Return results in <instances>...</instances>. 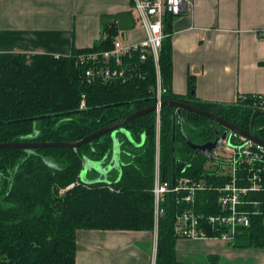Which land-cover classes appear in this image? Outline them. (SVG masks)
<instances>
[{
	"label": "trees",
	"instance_id": "obj_1",
	"mask_svg": "<svg viewBox=\"0 0 264 264\" xmlns=\"http://www.w3.org/2000/svg\"><path fill=\"white\" fill-rule=\"evenodd\" d=\"M173 16H164L165 37L158 56L165 88L162 101L178 100L203 110L222 106L216 115L242 130H251L256 94L238 96L236 102L225 105L206 102L194 97L193 78L188 79L187 94L172 92L168 28ZM103 33L90 47H72L67 55L0 53V143L79 141L155 104L156 70L151 55L144 62L138 61V54L133 56L137 74L128 72L124 81H86V66L77 65L76 57L90 50L111 49L118 29L114 24L104 26ZM173 115L175 109L164 106L158 126L156 112L149 111L118 128L120 170L111 171L107 180L97 179L93 172L83 180L80 172L85 159L106 164L113 147L111 132L76 148H0V264H75L81 230H153L155 154L158 150L161 172L169 179ZM181 121L174 128V175L209 178L210 172L204 169L208 159L189 148L184 136L204 143L214 138L212 126L217 124L185 110ZM252 131L264 141V114L256 116ZM214 195L198 191L196 209L217 211L216 206L209 209L207 202ZM249 198L259 201L260 213L251 215L250 224L236 232L231 245L264 248V191L251 193ZM161 206L164 213L158 222L155 264H182L176 256L173 223L187 205L169 192Z\"/></svg>",
	"mask_w": 264,
	"mask_h": 264
},
{
	"label": "crops",
	"instance_id": "obj_2",
	"mask_svg": "<svg viewBox=\"0 0 264 264\" xmlns=\"http://www.w3.org/2000/svg\"><path fill=\"white\" fill-rule=\"evenodd\" d=\"M123 11L132 14L131 0H0V53L67 55L72 47H90L105 35L102 15ZM133 21L134 27L126 31L114 23L116 39L135 43L144 38ZM261 28L264 0H191L168 28L172 92L187 94L188 79L193 78L194 97L206 102L225 105L238 96L264 95V38L257 34ZM114 138L106 164L83 161V180L92 172L107 180L111 171L120 170V144ZM155 234L81 230L75 264H155ZM175 250L182 264H264V248L233 247L219 238L176 237Z\"/></svg>",
	"mask_w": 264,
	"mask_h": 264
},
{
	"label": "built area",
	"instance_id": "obj_3",
	"mask_svg": "<svg viewBox=\"0 0 264 264\" xmlns=\"http://www.w3.org/2000/svg\"><path fill=\"white\" fill-rule=\"evenodd\" d=\"M190 4L191 0H131L133 18L143 29L144 38L135 43H123L115 39L111 49L90 50L77 55V65L86 66L84 70L86 81L88 83L96 80L124 81L128 72L137 74L133 56L138 54V61L144 62L147 56L151 55L156 70L155 112L158 126L159 105L162 102L161 95L165 91L158 67L159 50L165 37L164 16L167 13L178 15ZM257 34L264 38V28L257 30ZM253 98L254 109L264 110V95L256 94ZM80 106H84L83 101ZM218 149L223 153L220 154ZM204 169L210 172L209 178L204 175L200 177L180 175L174 177L172 183L171 176L169 179L163 176L159 166V152L156 151L151 189L155 246L159 218L164 213L161 203L165 194L169 192L175 193L178 200L187 205L174 219L173 231L177 238H219L233 244L236 232L250 224L251 215L260 213L259 201L250 199L249 195L264 191V146L230 130L221 144L211 151V157L208 158ZM198 191L214 192V200L207 202L209 209L216 206L217 211L204 213L196 209L195 195ZM248 206H253L254 209L251 210Z\"/></svg>",
	"mask_w": 264,
	"mask_h": 264
},
{
	"label": "water",
	"instance_id": "obj_4",
	"mask_svg": "<svg viewBox=\"0 0 264 264\" xmlns=\"http://www.w3.org/2000/svg\"><path fill=\"white\" fill-rule=\"evenodd\" d=\"M116 24L119 30L126 31L130 30L134 27V21L133 17L130 11H123L119 12L116 14L112 15H102L100 17V24L102 26L109 25V24ZM164 106H170L175 109V115H173L172 118V136H171V162H172V167H171V181L173 183L174 181V163H175V141H174V128L175 124L177 123L178 126H181L182 121H181V111H190L196 114L203 115L204 117L208 118L211 123L215 122L218 125H221L223 127V130L220 129L219 126L215 127L212 126V131L214 133V138L212 140H208L204 143H195L191 141L187 136H184L185 142L189 148H191L195 153H200L207 159L211 157V151L218 147L221 144V141L225 137L226 133L228 131L236 132L238 134H241L245 137H247L249 140L252 142L261 144L264 146V141L258 137H256L253 134L252 127L254 124V120L257 115L264 114V110H255L252 113L251 116V130L245 131L237 126L231 124L230 122H227L226 120L222 119L218 115L215 114V112L219 109L222 108V106H216L213 107L209 110H203L196 108L192 105H189L187 103H184L182 101L178 100H163L159 107H164ZM157 109V105L154 104L150 107H146L140 110H137L130 115L123 117L119 119L118 121L109 124L105 127H102L98 129L97 131H94L79 141L75 142H36V141H9V142H2L0 143V148H18V147H23V148H38V147H50V146H60V147H68V148H76L80 146L81 144L87 143L91 141L92 139L99 137L107 132H111V136L114 138V134L117 131L118 128L122 127L126 122L132 120L133 118L149 111H155ZM115 141V138L114 140ZM114 145V142H113ZM116 145V141H115Z\"/></svg>",
	"mask_w": 264,
	"mask_h": 264
},
{
	"label": "flooded vegetation",
	"instance_id": "obj_5",
	"mask_svg": "<svg viewBox=\"0 0 264 264\" xmlns=\"http://www.w3.org/2000/svg\"><path fill=\"white\" fill-rule=\"evenodd\" d=\"M224 120H225V119H224ZM226 121H227V120H226ZM227 122H228V121H227ZM217 126H219L221 130H223V127H222L221 125H218V124H217Z\"/></svg>",
	"mask_w": 264,
	"mask_h": 264
},
{
	"label": "rangeland",
	"instance_id": "obj_6",
	"mask_svg": "<svg viewBox=\"0 0 264 264\" xmlns=\"http://www.w3.org/2000/svg\"><path fill=\"white\" fill-rule=\"evenodd\" d=\"M218 151H219V153H220V154H222V153H223L221 149H218Z\"/></svg>",
	"mask_w": 264,
	"mask_h": 264
}]
</instances>
